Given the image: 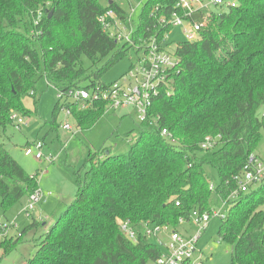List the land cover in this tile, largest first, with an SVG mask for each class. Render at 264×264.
<instances>
[{"label": "trees", "instance_id": "trees-1", "mask_svg": "<svg viewBox=\"0 0 264 264\" xmlns=\"http://www.w3.org/2000/svg\"><path fill=\"white\" fill-rule=\"evenodd\" d=\"M141 2L134 41L169 32L156 17H168L176 0ZM108 8L125 21L126 9L112 0H0L3 208L39 188L36 174H28L3 144L5 129L13 126L11 112L30 115L24 100L37 102L41 78L58 90L84 87L86 80L88 87L105 84L100 76L129 48L101 29L98 18ZM215 8L198 41L176 42L180 61L168 93L160 91L153 100L129 149L105 156L96 151L74 170L77 194L43 234L27 264L154 263L162 248L145 235L147 222L179 228V217L187 220L195 209L210 211L236 189L232 176L254 153L264 130V0H237L234 6ZM37 14L41 18L35 23ZM104 105L98 101L86 109L72 107L76 127L93 126L105 113ZM59 108L57 100L54 127ZM162 128L170 138L161 134ZM209 135L219 139L204 150L200 144ZM205 166L217 172L213 188ZM262 204L264 178L228 199L218 237L230 244L232 264H264ZM117 217L133 226L135 242L120 233ZM28 219L24 230L38 225L37 218ZM14 237L0 239L3 254L18 245L20 238Z\"/></svg>", "mask_w": 264, "mask_h": 264}, {"label": "rangeland", "instance_id": "rangeland-1", "mask_svg": "<svg viewBox=\"0 0 264 264\" xmlns=\"http://www.w3.org/2000/svg\"><path fill=\"white\" fill-rule=\"evenodd\" d=\"M112 1L118 2L126 10H129L130 5L136 6L133 19L136 20L138 18L141 6L137 5L138 0ZM215 7L210 4L205 12L213 11L216 9ZM195 16L198 18L200 15L197 13ZM167 38L168 42L173 44L182 41L181 27L173 26ZM117 45L121 46L120 44ZM136 58L137 53L135 50L126 47L123 56L102 73L100 82L110 84V82L119 79L131 67L132 63L136 62ZM82 61L86 68L90 67V63H88L86 58H83ZM90 84V80H86L81 86L88 87ZM35 97L37 98L35 104L32 97L24 100L25 107L31 110L30 115H23L25 124L19 129H14L11 125L7 126L2 141L10 154L15 160L20 162L26 172L31 173V175L33 173L36 174L39 188L44 193L50 191L51 194L43 198L46 203L38 204L43 210L40 216L36 213V208L32 213V218H37L38 225L27 230L24 229L31 220L19 214V209L27 200L26 196H23L7 208H3L0 204V222L14 221L16 228L13 229L11 236H15L17 239L18 237L20 238L18 245L5 254H3V248H0V264H21V262L27 264L28 258H31L37 251L39 241L44 237L43 234L50 229L53 221L74 200L77 194L74 170H78L81 167L85 161L84 159L89 154L96 153V151H99L101 156L124 153L129 149L130 141H133L139 133L136 113L133 112L131 116H127L120 113V110L106 111L93 126L84 129L76 128L73 119L71 117L66 118L64 113L60 112L56 117V127H54L52 110L57 101L56 88L41 78L36 85ZM66 120L73 129L61 128L60 125ZM130 130L132 132L128 133ZM260 138L253 154L257 158L264 160V130L261 131ZM32 139H44L45 143L44 145L42 143L43 146L41 148L43 156L47 157L48 154H51L54 157L52 162L46 161L45 158L36 159L33 155L24 154V144ZM102 147L107 150H100ZM48 150L53 153L48 152ZM205 171L208 173L210 184L216 185L218 176L215 169L211 166H205ZM216 204L214 206L215 209H219L225 214L227 213V206L221 204L219 199ZM260 208L264 211V204ZM209 221L208 226L202 231L196 242L197 250L194 260L198 259L202 264H232L230 244L223 242L218 237V228L221 224L220 218L212 216ZM182 228L186 229L187 232L188 229L189 232L194 230L192 223H186ZM161 238L165 239L163 236ZM149 239L159 245L163 251V247L156 237L150 236ZM31 244H33V247Z\"/></svg>", "mask_w": 264, "mask_h": 264}, {"label": "built area", "instance_id": "built-area-1", "mask_svg": "<svg viewBox=\"0 0 264 264\" xmlns=\"http://www.w3.org/2000/svg\"><path fill=\"white\" fill-rule=\"evenodd\" d=\"M141 3L140 0L137 5L140 6ZM236 3L237 0H207V2L206 0L205 2L204 0H176L168 17L165 14L157 15V23L161 27L169 26L170 30L173 26L181 27L182 41L189 43L198 41L201 38V30L208 23V16L211 13V10L205 12L208 6L212 4L216 7H228L234 6ZM135 7L130 5L129 10H125L127 13L125 21L120 19L119 15L110 8L98 18V21L101 29L116 42L127 43L130 48L135 50L137 53L136 62L132 63L131 67L119 79L110 82V84L96 83L88 88L78 86L62 90L56 89L60 105L59 111L64 113L66 118H72V107L86 109L96 102L102 101L105 104V111L130 108L136 113L137 121L143 123L148 119L149 108L153 100L161 94L160 91L168 93L172 79L171 73L180 61L175 53L177 44L168 42V31L162 35H158V33H150L145 37L141 35L137 37V41H134L132 37L136 31V20L133 19ZM197 13L200 15L198 18L195 16ZM40 18L41 16L37 14L35 23ZM10 119L14 129H19L25 124L23 116L15 111L11 112ZM60 126L69 130L73 129L67 120L63 121ZM161 134L167 138L171 137L166 128H162ZM218 139L219 135L206 136L200 146L202 149L208 150L214 147ZM42 146V141L33 140L24 147V154L33 155L36 159L45 158L46 161H51L53 156L48 154L47 157H44ZM263 178L264 160L257 158L254 154H249L239 173L232 176V180L236 183V189L228 195L227 199H219L221 204L228 206V199H234L238 193L247 191L250 186L255 185ZM209 188H213V185L210 184ZM49 194H51L50 191L44 193L40 188L34 189L19 209V214L31 218L34 209ZM212 216L223 220L226 214L214 207L210 211L203 212L195 209L189 213L187 220L179 217V228L168 224L158 225L147 222L144 230L145 235L156 237L163 247V251L153 264H202L198 259L194 260L197 250L196 242L202 231L208 226ZM116 223L120 233L126 239L133 242L137 240L135 229L128 221L117 217ZM186 223H192L194 227L190 234H187V230L182 228ZM15 228L14 221L0 222V239L11 236ZM164 235L166 238H161Z\"/></svg>", "mask_w": 264, "mask_h": 264}, {"label": "crops", "instance_id": "crops-1", "mask_svg": "<svg viewBox=\"0 0 264 264\" xmlns=\"http://www.w3.org/2000/svg\"><path fill=\"white\" fill-rule=\"evenodd\" d=\"M91 107V106H90ZM90 107H88V108H90ZM106 112V111H105ZM134 111L133 110H131L130 108H127V109H123V110H120V113H122V114H125V115H129V116H131V114L133 113ZM73 121H74V119H73ZM75 123V122H74ZM76 128H80V127H76ZM33 140H35V139H32L31 141H27L25 144H24V146L26 145V144H28V143H31ZM41 141H42V143H43V145H44V143H45V141H44V139H40ZM58 140H59V137H58ZM60 141V140H59ZM61 143V142H60ZM62 144V143H61ZM48 152H52V151H50V150H48ZM53 153V152H52ZM57 156V155H56ZM55 156V157H56ZM53 159H54V157H53ZM53 159L51 160V161H49V162H52L53 161ZM26 171V170H25ZM28 173V172H27ZM28 174H31V173H28ZM39 184V183H38ZM41 189V188H40ZM27 197L28 196H26V199H27ZM42 204L43 203H46L45 202V200L43 199V201L41 202ZM42 208H40V206L39 205H37V207H36V213L38 214V216H40V214H41V211H43V210H41ZM46 219H48V218H46ZM192 232V231H191ZM191 232H189V229H188V232H187V234H190ZM164 238H166V236L164 235L163 236ZM32 245V247H33V244H31ZM2 256V255H1ZM21 264H24L23 262H21Z\"/></svg>", "mask_w": 264, "mask_h": 264}, {"label": "water", "instance_id": "water-1", "mask_svg": "<svg viewBox=\"0 0 264 264\" xmlns=\"http://www.w3.org/2000/svg\"><path fill=\"white\" fill-rule=\"evenodd\" d=\"M50 14H51V12H50V13H48V15H49V16H51Z\"/></svg>", "mask_w": 264, "mask_h": 264}]
</instances>
